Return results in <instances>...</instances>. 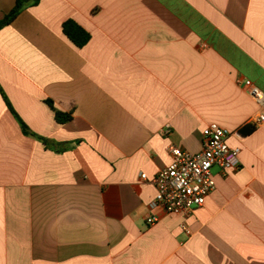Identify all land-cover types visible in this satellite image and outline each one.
Returning a JSON list of instances; mask_svg holds the SVG:
<instances>
[{
	"label": "crops",
	"instance_id": "0c3cea01",
	"mask_svg": "<svg viewBox=\"0 0 264 264\" xmlns=\"http://www.w3.org/2000/svg\"><path fill=\"white\" fill-rule=\"evenodd\" d=\"M16 1L0 0V19ZM70 20L85 46L65 35ZM243 80L264 92V0L22 12L0 30V88L50 147L0 92V264H264V124L240 133L261 109ZM210 123L230 132L239 169L214 168L216 190L188 217L151 210L170 146L201 152Z\"/></svg>",
	"mask_w": 264,
	"mask_h": 264
},
{
	"label": "built area",
	"instance_id": "2783aa9c",
	"mask_svg": "<svg viewBox=\"0 0 264 264\" xmlns=\"http://www.w3.org/2000/svg\"><path fill=\"white\" fill-rule=\"evenodd\" d=\"M238 84L261 106L254 119V126L263 125L264 92L251 80L238 81ZM229 137L228 130L217 123H210L203 131L201 152L191 153L177 146H170L171 164L152 181L156 197L150 205L151 210L188 217L195 209L203 207L210 194L216 190L213 169L219 168L224 173L239 169L241 150L230 146ZM141 179L147 180V175L142 174ZM159 221L158 216H151L147 220L149 225ZM184 229L190 234L186 227Z\"/></svg>",
	"mask_w": 264,
	"mask_h": 264
},
{
	"label": "trees",
	"instance_id": "16d2710c",
	"mask_svg": "<svg viewBox=\"0 0 264 264\" xmlns=\"http://www.w3.org/2000/svg\"><path fill=\"white\" fill-rule=\"evenodd\" d=\"M41 1L42 0H17L14 8L8 14H6L4 18L0 19V30L11 25L20 16L22 12H24L29 7L38 5ZM63 28L65 35L79 48L85 46L90 41L91 35L72 20L65 22ZM0 92H2L1 88ZM2 95L6 102V105L18 120L22 132L27 136L35 137L36 139L41 141L47 148H49V141L33 134L27 124L22 121L19 115L15 112L10 101L7 99L3 92ZM46 103L55 112V119L59 124H66L72 121V114L64 113L57 110L51 100L46 101ZM255 129L256 127L254 125H250L242 129L240 133L244 136L250 135L255 131Z\"/></svg>",
	"mask_w": 264,
	"mask_h": 264
},
{
	"label": "rangeland",
	"instance_id": "374dc122",
	"mask_svg": "<svg viewBox=\"0 0 264 264\" xmlns=\"http://www.w3.org/2000/svg\"><path fill=\"white\" fill-rule=\"evenodd\" d=\"M217 170H214L213 173H216Z\"/></svg>",
	"mask_w": 264,
	"mask_h": 264
}]
</instances>
